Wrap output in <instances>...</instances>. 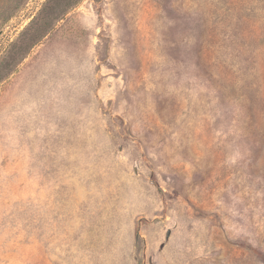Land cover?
<instances>
[{
    "label": "rangeland",
    "instance_id": "rangeland-1",
    "mask_svg": "<svg viewBox=\"0 0 264 264\" xmlns=\"http://www.w3.org/2000/svg\"><path fill=\"white\" fill-rule=\"evenodd\" d=\"M0 264H264V0H0Z\"/></svg>",
    "mask_w": 264,
    "mask_h": 264
}]
</instances>
